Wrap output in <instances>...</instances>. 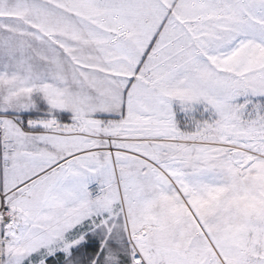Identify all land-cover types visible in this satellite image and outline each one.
I'll return each mask as SVG.
<instances>
[{"label":"snow or ice","instance_id":"snow-or-ice-1","mask_svg":"<svg viewBox=\"0 0 264 264\" xmlns=\"http://www.w3.org/2000/svg\"><path fill=\"white\" fill-rule=\"evenodd\" d=\"M0 264H264V0H0Z\"/></svg>","mask_w":264,"mask_h":264}]
</instances>
